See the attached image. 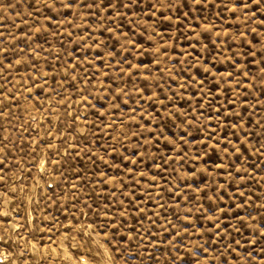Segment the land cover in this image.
<instances>
[{
	"label": "rangeland",
	"instance_id": "1",
	"mask_svg": "<svg viewBox=\"0 0 264 264\" xmlns=\"http://www.w3.org/2000/svg\"><path fill=\"white\" fill-rule=\"evenodd\" d=\"M244 2L0 0V264H264Z\"/></svg>",
	"mask_w": 264,
	"mask_h": 264
},
{
	"label": "snow or ice",
	"instance_id": "2",
	"mask_svg": "<svg viewBox=\"0 0 264 264\" xmlns=\"http://www.w3.org/2000/svg\"><path fill=\"white\" fill-rule=\"evenodd\" d=\"M194 2L196 4H200L201 3V0H194ZM262 0H246V2L244 3H241L239 5H237V7L241 8L242 10H244V14L247 15L248 12H247V9L250 7V5L254 4L256 6V8H259L260 4H261ZM64 3H65V6L67 8H71L73 6V4L75 3V0H64ZM235 7L233 9H231V11H235ZM253 15H255V12H253ZM3 33H0V36H2ZM2 42V41H0ZM0 166H2V161H0ZM0 169H2V167H0ZM0 179H2V177H0ZM4 214L3 213H0V216H3ZM219 225H217L218 227ZM2 237H0V241H2Z\"/></svg>",
	"mask_w": 264,
	"mask_h": 264
}]
</instances>
